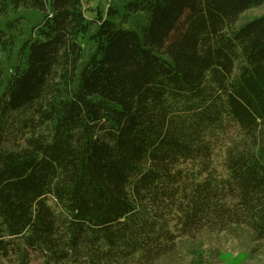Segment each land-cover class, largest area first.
<instances>
[{
	"label": "trees",
	"instance_id": "1",
	"mask_svg": "<svg viewBox=\"0 0 264 264\" xmlns=\"http://www.w3.org/2000/svg\"><path fill=\"white\" fill-rule=\"evenodd\" d=\"M89 1L0 0L44 18L0 91V264H151L178 236L229 227L264 239V14L237 24L264 0H126L93 17ZM13 45L0 28V88ZM227 125L219 173L208 137Z\"/></svg>",
	"mask_w": 264,
	"mask_h": 264
},
{
	"label": "rangeland",
	"instance_id": "2",
	"mask_svg": "<svg viewBox=\"0 0 264 264\" xmlns=\"http://www.w3.org/2000/svg\"><path fill=\"white\" fill-rule=\"evenodd\" d=\"M126 0H90L85 4L86 14L90 17L102 14L105 16L106 10L113 5L124 11ZM264 14V4L259 7L251 8L244 12L238 21V25L248 19ZM43 15L33 8L13 9L7 7L6 11H0V28L8 30L14 40L11 50L3 53L4 64V84L0 91L5 87L7 80L17 66H23L27 44L29 40L38 34V28L43 23ZM122 18L118 19L122 23ZM13 23V28L7 26L8 22ZM147 21L145 13H133L129 15L125 26L139 30L140 26ZM96 25L92 26L94 29ZM85 49V59L80 65L90 58L96 49V43L86 35L81 39ZM183 100L171 101L173 110L183 108ZM155 117V116H154ZM148 122L151 120L148 119ZM147 122L145 121L144 125ZM144 125L142 127H144ZM232 125H227L225 131L211 133L209 140L213 150V166L219 173H223V150L227 139L234 136ZM139 131V132H138ZM140 135L141 131L138 130ZM197 161H189L184 164L187 169H197ZM172 230L176 234L178 225L172 221ZM174 250L165 254L151 264H195L194 256L191 252L192 244L198 243L202 250L201 264H264V239L258 238L251 230L246 227H229L219 231H204L196 237H179ZM34 264V263H33Z\"/></svg>",
	"mask_w": 264,
	"mask_h": 264
}]
</instances>
